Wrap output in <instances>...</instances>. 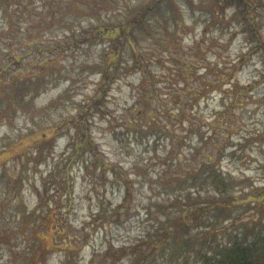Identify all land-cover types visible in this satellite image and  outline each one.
<instances>
[{
    "label": "rangeland",
    "instance_id": "1",
    "mask_svg": "<svg viewBox=\"0 0 264 264\" xmlns=\"http://www.w3.org/2000/svg\"><path fill=\"white\" fill-rule=\"evenodd\" d=\"M149 1L0 0V264H176L172 243L166 242L160 256L159 249H150L156 238L141 240L162 222L171 229L178 225L158 205H171L161 186L167 172L160 159L170 141L162 137L145 147L128 131V117L136 119L141 108L139 71L108 78L105 95L93 66L103 54L94 26L122 20L131 5ZM247 1L224 6L225 20L217 21L199 5L182 1L186 12L176 27L161 21L154 36H139L157 75L152 100L162 109L174 90L184 97L183 135L190 118L209 129L223 117L215 125L232 127L217 165L236 184L230 193L241 199L249 195V202L264 189V0ZM243 15L253 18L263 48L251 40L253 27ZM47 57L53 60L42 69L39 62ZM33 73L38 77L26 81ZM197 89L204 90L198 98ZM237 90L244 93L241 105L226 110ZM170 99V109L177 112L180 102ZM85 111L94 151L72 160L70 140L78 136L76 122ZM150 124L142 119L140 125ZM102 162L108 166L100 167ZM193 165L186 151L170 169L173 177L184 176ZM177 188L198 204L195 190ZM141 203H150L152 213ZM238 214L223 224L250 218ZM261 216L264 208L251 218ZM216 225L221 234V223Z\"/></svg>",
    "mask_w": 264,
    "mask_h": 264
},
{
    "label": "trees",
    "instance_id": "2",
    "mask_svg": "<svg viewBox=\"0 0 264 264\" xmlns=\"http://www.w3.org/2000/svg\"><path fill=\"white\" fill-rule=\"evenodd\" d=\"M182 1L188 7L194 6V4L199 5L200 10L204 11L208 18L214 21L225 20L221 14V9L224 6L230 8L235 7V5H249L247 0H212V2L205 0L196 2L194 0H150L145 4L131 5L127 8L122 20L104 21L95 25L97 27L94 26L95 38L103 42L99 46V52H103L101 54L102 59L93 64L97 72L100 73L101 80L104 81L101 90L105 92V95L108 93L110 88L108 78L115 80L120 76V72L139 71L140 93L138 94L141 108L136 110V119L135 116L128 117V131L132 132L136 138L139 137L134 140L139 141V144L145 147H154L162 137L168 139L171 144L169 149L165 145L166 153L163 154L164 157L160 158L166 168L164 172H167L163 179L164 184L161 183V186L170 197L171 205L168 206L163 202L158 205L166 216L169 215V222L178 225L171 229V226L162 222L156 230L149 228L142 233L141 240L143 243L152 242L156 238L158 243H152L150 249L153 252H157L159 249L160 256L166 252V242L172 243L174 245V249L171 250L172 261H175L176 264H264V216L257 219L251 218L256 212L261 213L264 208V189L258 190L259 196H254L249 202L245 200L249 195L245 199H241L239 196L230 193L236 184L233 185L229 177H226L217 165L219 157L225 149L223 143L227 134L232 132V127L215 125L222 123L223 117L220 120H214L213 123L215 124L209 129H204L201 123L196 125L191 122L192 118H190L187 120V129L189 130L183 135V131L186 130V127L183 128V122L187 114L185 113L186 103L180 91L171 92L169 100H163L162 109H159L160 107L157 106L155 100H152L156 91L157 75L153 74L151 70L153 59L149 58L147 52L140 48L139 33H150L154 36L153 28L161 21L166 23L171 21L169 27H176L186 12ZM218 1L219 4H217ZM243 18L253 27L252 31H249L251 40L257 43L256 47L259 45L263 48L262 39L255 30L253 18L244 15ZM230 20L232 19L227 20L229 25L232 23ZM36 48L39 53H43V45L38 43ZM127 52L128 59L126 57ZM51 60L53 59L48 57L41 59L39 67L44 69L51 64ZM36 76L33 73L26 81H31ZM40 76L46 82V75L42 73ZM26 81L23 82L24 86ZM207 84L209 86L214 85L211 81H208ZM16 87H14L15 97L18 98L19 91L16 90ZM203 91V89H197L193 94L198 98ZM237 91L234 100L225 107L226 110L232 108L233 105H241V96L244 93ZM170 98H173L175 102H180L177 112L170 109V102H172ZM176 107L177 105H174V108ZM226 114L229 113L224 112L221 115ZM142 119H146L152 124L149 126L140 125ZM89 124L85 111L80 114L76 122L75 128L78 136H74L70 140L71 147L75 150L74 155L70 157L72 160H75L79 155V157H83L91 154L89 151H94ZM186 151L194 165L184 176L173 177V170L170 168L176 165L178 156L185 154ZM107 166L108 164L105 162L100 164L102 168ZM129 181L128 176V182H125L127 186L125 194H128V198L131 196ZM242 183L243 181L240 182V185ZM184 185L195 190L194 195L198 204H195V199L190 192L184 196L181 191H177V189L182 190V188L177 187ZM141 205L147 209L148 213H152L150 203H141ZM238 212L247 213L250 218L247 220L240 219L231 224H223L225 221L238 218ZM210 214L212 215L210 216ZM216 223L222 225L221 234L216 231ZM193 224H197V232L192 230ZM218 236L226 238L220 239ZM137 254L145 257L142 251Z\"/></svg>",
    "mask_w": 264,
    "mask_h": 264
}]
</instances>
